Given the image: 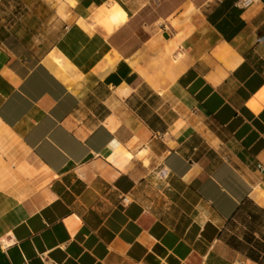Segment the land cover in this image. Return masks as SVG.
I'll return each instance as SVG.
<instances>
[{
	"label": "crops",
	"instance_id": "obj_1",
	"mask_svg": "<svg viewBox=\"0 0 264 264\" xmlns=\"http://www.w3.org/2000/svg\"><path fill=\"white\" fill-rule=\"evenodd\" d=\"M18 2L50 37L0 26V264H264V0Z\"/></svg>",
	"mask_w": 264,
	"mask_h": 264
},
{
	"label": "rangeland",
	"instance_id": "obj_2",
	"mask_svg": "<svg viewBox=\"0 0 264 264\" xmlns=\"http://www.w3.org/2000/svg\"><path fill=\"white\" fill-rule=\"evenodd\" d=\"M56 1L61 2V0ZM22 15L18 0H4L0 3V26L7 28L8 33L14 37L22 39L21 42L29 49L25 50V53L32 56L35 53L40 54L38 48L40 49L43 45L41 39L50 37L46 19L40 23L34 18L22 17ZM38 38L39 41H37ZM12 42L15 43L16 41L13 39Z\"/></svg>",
	"mask_w": 264,
	"mask_h": 264
},
{
	"label": "bare ground",
	"instance_id": "obj_3",
	"mask_svg": "<svg viewBox=\"0 0 264 264\" xmlns=\"http://www.w3.org/2000/svg\"><path fill=\"white\" fill-rule=\"evenodd\" d=\"M87 28V27H86ZM89 30V29H88ZM55 53H58V52H55ZM54 53V54H55ZM50 58V63L53 65V66H55V68L57 69V70H60V77L66 82V83H69L70 82V80H72V77H74L75 75H72V73H71V71L65 66V63H64V58L62 59L60 56H58V55H53L52 54V56H50L49 57ZM47 63H49V62H47ZM71 67V66H70ZM71 69V68H70ZM81 78V77H80ZM74 79H76L75 77H74ZM73 79V81H75ZM78 79H79V77H78ZM74 83V82H73ZM69 87H70V85H69Z\"/></svg>",
	"mask_w": 264,
	"mask_h": 264
},
{
	"label": "built area",
	"instance_id": "obj_4",
	"mask_svg": "<svg viewBox=\"0 0 264 264\" xmlns=\"http://www.w3.org/2000/svg\"><path fill=\"white\" fill-rule=\"evenodd\" d=\"M255 2V0H240V2L238 3L240 8L246 9L248 7H250L253 3ZM257 169L264 171V163H261L259 165H257ZM168 172L165 169H162L159 172V177L161 179H166L168 177ZM122 203L123 204H127L128 203V199L127 198H123L122 199Z\"/></svg>",
	"mask_w": 264,
	"mask_h": 264
}]
</instances>
